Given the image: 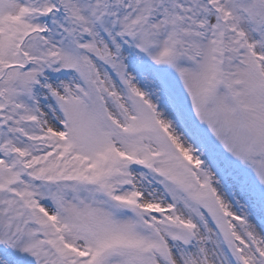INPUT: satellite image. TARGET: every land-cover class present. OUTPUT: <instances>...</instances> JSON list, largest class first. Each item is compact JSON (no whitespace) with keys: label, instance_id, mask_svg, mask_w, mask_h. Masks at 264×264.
<instances>
[{"label":"snow or ice","instance_id":"6c2138e0","mask_svg":"<svg viewBox=\"0 0 264 264\" xmlns=\"http://www.w3.org/2000/svg\"><path fill=\"white\" fill-rule=\"evenodd\" d=\"M0 264H264V0H0Z\"/></svg>","mask_w":264,"mask_h":264}]
</instances>
